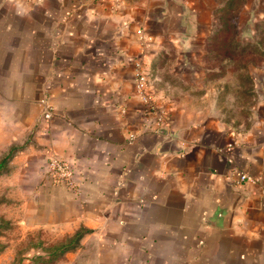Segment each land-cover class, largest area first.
I'll use <instances>...</instances> for the list:
<instances>
[{
  "label": "crops",
  "instance_id": "crops-1",
  "mask_svg": "<svg viewBox=\"0 0 264 264\" xmlns=\"http://www.w3.org/2000/svg\"><path fill=\"white\" fill-rule=\"evenodd\" d=\"M202 1L0 0V154L22 145L0 213L55 236L88 228L57 263L264 264V70L235 109L212 97L189 17ZM137 58L165 126L136 90ZM51 156L73 188L52 182Z\"/></svg>",
  "mask_w": 264,
  "mask_h": 264
},
{
  "label": "rangeland",
  "instance_id": "rangeland-1",
  "mask_svg": "<svg viewBox=\"0 0 264 264\" xmlns=\"http://www.w3.org/2000/svg\"><path fill=\"white\" fill-rule=\"evenodd\" d=\"M193 12L196 13L185 14L202 22L201 31L207 35L214 31L223 41L221 44H212L214 58L205 56V41L196 45L204 50L201 66L213 70L212 97L223 100L227 105L232 103V106L225 109H235V89L240 88L237 85L240 84L245 91H249L246 86L251 82V77L246 74L257 69L264 70V0H203ZM220 22L226 24L222 29L218 26ZM188 30L191 33L194 28L188 27ZM234 38L244 43L235 44ZM171 52L174 50L171 49ZM247 95L244 98L248 100L250 97ZM240 109L246 112L247 107H239ZM5 152L6 150L0 157ZM1 197L0 194V199ZM8 216L10 212L8 215L0 213V264H31V260L26 259L27 256L35 250L42 252L64 236L46 234L40 229L28 231L21 223L14 222ZM36 264L59 263L56 260Z\"/></svg>",
  "mask_w": 264,
  "mask_h": 264
},
{
  "label": "built area",
  "instance_id": "built-area-1",
  "mask_svg": "<svg viewBox=\"0 0 264 264\" xmlns=\"http://www.w3.org/2000/svg\"><path fill=\"white\" fill-rule=\"evenodd\" d=\"M139 37L143 39L142 30H139ZM134 66L136 69L135 72V86L137 92L141 95L143 101L146 104L147 112L153 116L154 121L157 127L167 125V112L165 109L161 108L157 101L153 98L148 83V74L147 70L144 67V62L137 58L134 61ZM45 117H50L51 112L49 109L45 110L44 112ZM133 133L129 135L132 137ZM47 171L49 174L50 179L54 183L64 184L68 187H74V180L72 178V168L70 163L58 156H51L47 160ZM239 179H252L250 175L246 172H241L239 175Z\"/></svg>",
  "mask_w": 264,
  "mask_h": 264
},
{
  "label": "trees",
  "instance_id": "trees-1",
  "mask_svg": "<svg viewBox=\"0 0 264 264\" xmlns=\"http://www.w3.org/2000/svg\"><path fill=\"white\" fill-rule=\"evenodd\" d=\"M221 29L225 27L226 24L224 22H220L218 25ZM221 37L217 36L216 32L210 31L205 39V46L207 47L205 50V56L209 58H214L212 55L213 51L211 46L213 43H222ZM235 44H243V41L237 40L234 38ZM218 45V44H217ZM216 45V46H217ZM239 54V53H237ZM229 58V57H227ZM225 60V58H222ZM227 63V62H225ZM247 76L249 74H246ZM22 145L18 144H11L7 149L3 156L0 157V174L6 173L9 170L8 163L12 156L15 154L16 151L20 149ZM89 231L88 228L80 226L77 228L73 233L66 234L62 238L58 239L56 242L51 243L47 248H45L42 252L35 250L32 254L26 257L27 260H31V264H36L38 262L42 263H52L58 259L64 257L65 253L69 250L75 249L79 245V240L84 233Z\"/></svg>",
  "mask_w": 264,
  "mask_h": 264
}]
</instances>
